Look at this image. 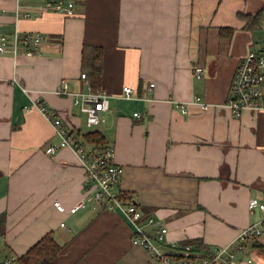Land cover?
Returning a JSON list of instances; mask_svg holds the SVG:
<instances>
[{
	"label": "crops",
	"instance_id": "1",
	"mask_svg": "<svg viewBox=\"0 0 264 264\" xmlns=\"http://www.w3.org/2000/svg\"><path fill=\"white\" fill-rule=\"evenodd\" d=\"M76 2L77 15L66 17L48 0H0V34L44 37L41 54L0 56V213H7L0 250L20 264L17 257L53 230L63 245L56 264H157L133 243L123 214L95 203L77 153L45 151L59 137L39 101L81 135L89 130L73 95L58 93L64 79L71 91L84 87L85 44L105 50L101 88L111 95V108L91 129L115 147L124 166L121 189L147 215L166 221L170 238L227 245L258 218L249 211L250 198L264 197V110L235 115L226 103L235 70L256 41L241 16L264 3ZM125 85L136 98L124 97ZM85 196L87 207L76 213L53 204L59 199L69 207ZM251 251L252 262L244 264H264V247Z\"/></svg>",
	"mask_w": 264,
	"mask_h": 264
},
{
	"label": "built area",
	"instance_id": "2",
	"mask_svg": "<svg viewBox=\"0 0 264 264\" xmlns=\"http://www.w3.org/2000/svg\"><path fill=\"white\" fill-rule=\"evenodd\" d=\"M48 4L56 12L72 17L77 15L76 0H48ZM28 14V13H26ZM44 37L39 31L0 34V56L10 54L38 55L42 53ZM204 71L202 65L195 68V75L201 77ZM81 79L84 87L71 91L70 82L64 79L58 93L73 95L74 105L86 115V125L89 129L100 125L104 121L103 113L110 110L111 95L104 88H95L86 72H82ZM150 83V88L155 86ZM126 99L136 98L135 90L130 85L123 87ZM194 101L205 103L202 97L195 95ZM227 106L235 115L245 109L264 110V37L255 41V45L242 58L237 66L227 97ZM186 112L185 103H179ZM39 108L51 120L56 134L57 143L49 144L45 151L54 154L59 149L72 148L79 156L80 163L85 169V187L92 195L95 203L111 211L124 215L131 226L132 241L144 247L153 261L157 264H244L252 262L253 255L249 250L251 238L264 239V197L252 196L249 200L251 214H259L258 218L239 231L235 239L227 245L216 246L208 256H200L194 243L182 242L169 237L170 228L162 218L146 214L133 197L124 195L120 187L124 166L116 161V150L113 145L98 146L85 141L75 125L65 120L60 114L49 109L42 101ZM140 116L139 112H135ZM130 197V198H129ZM87 197L79 199L67 207L61 200L55 199L53 204L60 212L76 213L87 207ZM65 225L64 222L61 223ZM15 258L0 250V264H14Z\"/></svg>",
	"mask_w": 264,
	"mask_h": 264
},
{
	"label": "trees",
	"instance_id": "3",
	"mask_svg": "<svg viewBox=\"0 0 264 264\" xmlns=\"http://www.w3.org/2000/svg\"><path fill=\"white\" fill-rule=\"evenodd\" d=\"M241 18L246 21V27L254 30L255 28L261 27L264 23V7L261 8L256 14L244 13ZM229 29L228 34L232 35L234 29ZM223 34L224 28L221 29ZM104 54L105 50L102 46L85 44L83 48L82 65L83 71L87 73L92 85L95 88H101V80L104 70ZM82 137L85 141L95 143L98 146H108L106 136L98 129H89L82 132ZM129 193L125 192V196ZM129 196H131L129 194ZM132 197V196H131ZM130 198V197H129ZM134 199V198H133ZM135 200V199H134ZM136 202V201H135ZM6 219L7 213H0V236L5 234L6 231ZM182 242L194 243L196 250L200 256H208L212 253L214 247L206 244L201 239H188L182 240ZM249 244V250L251 251L252 245L259 244L264 247V239L258 237L251 238ZM63 249V245L59 243L55 237L53 230L43 235L37 242H35L24 254L17 257L20 264H56V259L60 255Z\"/></svg>",
	"mask_w": 264,
	"mask_h": 264
},
{
	"label": "rangeland",
	"instance_id": "4",
	"mask_svg": "<svg viewBox=\"0 0 264 264\" xmlns=\"http://www.w3.org/2000/svg\"><path fill=\"white\" fill-rule=\"evenodd\" d=\"M264 3V0H261V5ZM260 5V6H261ZM253 37H254V40H261L263 37H264V23L262 24V26L261 27H258V28H255L253 31ZM78 107V106H77ZM79 108V107H78ZM77 108V109H78ZM79 110V112L80 113H82L81 111H80V109H78ZM83 115H84V118H85V120H86V115L85 114H83L82 113V115H80L81 117H83ZM94 128H96V127H94ZM104 208V207H103ZM218 246H220V245H218Z\"/></svg>",
	"mask_w": 264,
	"mask_h": 264
}]
</instances>
